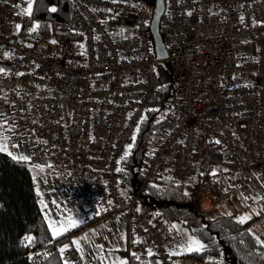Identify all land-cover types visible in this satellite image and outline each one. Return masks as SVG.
Instances as JSON below:
<instances>
[{"label":"built area","instance_id":"built-area-1","mask_svg":"<svg viewBox=\"0 0 264 264\" xmlns=\"http://www.w3.org/2000/svg\"><path fill=\"white\" fill-rule=\"evenodd\" d=\"M71 2L69 35H58L48 20V32L30 33L37 21L19 14L27 0H0V49L7 56L0 121L39 161L67 169L71 186L53 198L60 197L68 216L81 224H122L129 264L140 258L175 264L177 232H188L143 208L116 168L141 118L162 109L141 166L146 182L170 179L188 192L199 187L205 209L234 215L261 196L264 0H165L164 59L157 57L153 10L144 0ZM49 231L41 242L28 241L31 264L54 253L80 264L81 250L59 244Z\"/></svg>","mask_w":264,"mask_h":264},{"label":"trees","instance_id":"trees-1","mask_svg":"<svg viewBox=\"0 0 264 264\" xmlns=\"http://www.w3.org/2000/svg\"><path fill=\"white\" fill-rule=\"evenodd\" d=\"M71 4V0H34L31 18L40 25L38 32L50 30L45 20L52 22L56 32L67 31ZM51 8H56V11H50ZM21 32L23 36L28 35V23ZM70 37L76 41L79 36L71 34ZM161 113L162 109L148 110L143 123L139 125L131 152L121 162L123 171L117 173L122 187L130 194L138 195L143 208L150 209L171 224H181L206 246L200 252H188L181 257H193L200 262L264 264V259L258 255L264 253V248L255 243L252 235H248L251 232L258 237L250 229L257 217L241 225L236 222L238 215L222 207L205 209L199 187L191 192L189 199L183 196L186 191L184 186L173 180H144L141 174L143 158L152 144L153 126ZM31 162L13 160L7 152H0V264H31L26 237L41 242L50 234L42 214ZM49 165L55 167L53 163ZM96 222L94 220L72 228L58 236L57 241L59 244H70L75 236ZM140 260L159 262L157 258ZM43 264L65 262L54 253Z\"/></svg>","mask_w":264,"mask_h":264},{"label":"crops","instance_id":"crops-1","mask_svg":"<svg viewBox=\"0 0 264 264\" xmlns=\"http://www.w3.org/2000/svg\"><path fill=\"white\" fill-rule=\"evenodd\" d=\"M259 181L261 184L262 194L258 202L254 203V199L251 197V204L248 208H245L238 216H251L257 217L251 225V231L256 234L261 240H264V211L260 212L257 216L254 213V209H259L264 206V170L260 169ZM46 190L40 193V206L43 217L49 227L48 220L45 218L46 214L51 220H63L68 215H63L61 209L62 201L58 198L51 197L49 193L46 195ZM53 194V193H52ZM63 195V191L61 192ZM50 196V197H49ZM47 205V207H45ZM81 225V223L79 224ZM180 230L177 235L180 234ZM194 237V236H193ZM126 239V233L124 226L119 223L104 224L97 221L93 225L87 227L83 232L74 237V240L80 241V249L82 254V262L80 264H129L126 253L123 249ZM179 240L177 242L178 253L174 254L173 261L175 264H224L221 261L218 262H200L193 257H181L182 254L189 251L184 250L186 246L182 242L181 238L177 236ZM139 264H168L162 261L155 262L152 260H140Z\"/></svg>","mask_w":264,"mask_h":264},{"label":"snow or ice","instance_id":"snow-or-ice-1","mask_svg":"<svg viewBox=\"0 0 264 264\" xmlns=\"http://www.w3.org/2000/svg\"><path fill=\"white\" fill-rule=\"evenodd\" d=\"M115 2V0H114ZM50 11L55 12L56 8H51ZM32 12V0H27V7L25 9H22L21 12L19 13L20 15H31ZM189 15H191V13H188ZM241 21H243V17H241ZM17 30H19L20 25H16L15 26ZM40 27L39 24H36L33 26V28L30 29V33L32 32H36L37 29ZM123 31V30H122ZM55 41H53L54 43ZM239 66V65H238ZM17 75H21L20 73H18ZM235 78V77H234ZM140 123H143V118H141ZM136 131H139V125L137 126ZM8 139V137L5 136L3 131H0V141H6ZM131 140L134 144L135 140H136V134L134 133L131 137ZM215 143L219 144L220 141H215ZM16 145L13 144L12 147H15ZM132 144L128 145L125 149V154L124 157H122V159L126 160L127 156L130 154L131 152V148H132ZM8 151V145L7 143H0V152H6ZM8 155L11 156V158L13 160H18V161H25L28 162L30 160V157L24 156V155H17V154H13L12 152H8ZM117 163L119 164L120 161H117ZM37 167L40 168V171L44 170V166H39L37 165ZM48 167H51V165H48ZM117 172H122L123 169H121L120 167L116 168ZM212 176H216L217 173L215 171L209 173ZM34 181H35V177H33ZM193 187H195V184L193 182H189ZM37 194L40 195L39 190H37ZM192 193L185 191L183 193V196L186 198H191ZM261 198V196L258 194V196L254 199V203L258 202L259 199ZM245 199H249V197H245ZM42 202V201H41ZM45 207H47V205H45ZM264 211V206L260 207L259 209H254V213L258 216L260 214V212ZM231 215V214H229ZM48 220V224H49V229L52 232V238L55 239L60 235H63L65 232L71 230L72 228H75L77 226H79L80 223H82V221L79 218H73L72 216H68L63 220H51L47 214L45 217ZM251 219V216H242L239 217L237 219V223L243 225L244 223H246L248 220ZM175 227V226H173ZM248 235H252L253 239L255 241L256 244H258L261 248H264V240H261L259 237L254 236L251 232L248 233ZM31 237H26V240L31 241ZM72 244L76 247L77 251H80V241L79 240H73ZM206 246L204 244H202L199 240H196L194 238L189 237L187 244L185 246L186 251L189 252H200L201 250H203ZM67 250V246H65L64 248H61L59 251L61 253L65 252ZM149 255H152L151 251H149L148 253ZM175 253H170V255H174ZM258 255L264 259V253H258ZM65 264H67V262H65Z\"/></svg>","mask_w":264,"mask_h":264},{"label":"rangeland","instance_id":"rangeland-1","mask_svg":"<svg viewBox=\"0 0 264 264\" xmlns=\"http://www.w3.org/2000/svg\"><path fill=\"white\" fill-rule=\"evenodd\" d=\"M126 1H130V0H126ZM146 2V4H148V6H150L152 8V10H154L155 7V0H144ZM6 59L7 56L5 54V52L3 50L0 49V71L1 68H3L6 64ZM1 128H3L1 130ZM0 131H3L4 134L6 133V137H8V139L6 141H0V143H7V145H9L8 147V152H12L13 154H17V155H24L29 157L30 156V160L31 162V166H32V175L33 177H35V182L37 184V190H39V193H41L44 190H46V195L47 193L50 194V196H56L57 193L61 190V191H65L67 188H69L71 186V181L69 179H64L63 175L64 173L66 174L67 169L65 167H60V166H55V167H48L49 163H46L44 161H40L41 159H38L37 156L34 154V152L32 151V149L29 147V145L27 144V142L25 143H21L20 140L16 139V136H13L11 134V129H9V127H7L6 131L3 127L2 122L0 121ZM15 144V147H12V145ZM26 146V147H25ZM25 148L28 149L29 154H23L18 152L21 149ZM34 158V159H33ZM37 165L39 166H44V170L40 171V168L37 167ZM56 177V181L59 180L61 185L59 186L57 184V182L55 180H53V178ZM53 187H56V189H52ZM58 187H60L58 189ZM53 193V194H52ZM48 196V195H47ZM49 196V197H50ZM63 215H67V208L63 209ZM178 236L181 238L182 242L187 243L188 238H194L196 240H198L196 237H193L192 235L186 233V232H180V234H178Z\"/></svg>","mask_w":264,"mask_h":264},{"label":"water","instance_id":"water-1","mask_svg":"<svg viewBox=\"0 0 264 264\" xmlns=\"http://www.w3.org/2000/svg\"><path fill=\"white\" fill-rule=\"evenodd\" d=\"M165 12V0H155V7L153 10V16L151 20V31L155 40V48L157 57L164 59L167 57V50L160 32V21ZM58 35H69L68 31H58ZM164 66V63H161Z\"/></svg>","mask_w":264,"mask_h":264}]
</instances>
